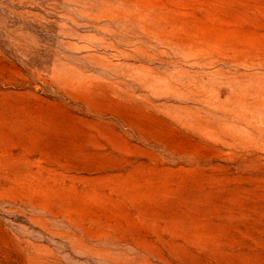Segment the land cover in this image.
Masks as SVG:
<instances>
[{
	"label": "rangeland",
	"instance_id": "1",
	"mask_svg": "<svg viewBox=\"0 0 264 264\" xmlns=\"http://www.w3.org/2000/svg\"><path fill=\"white\" fill-rule=\"evenodd\" d=\"M0 264H264V0H0Z\"/></svg>",
	"mask_w": 264,
	"mask_h": 264
}]
</instances>
